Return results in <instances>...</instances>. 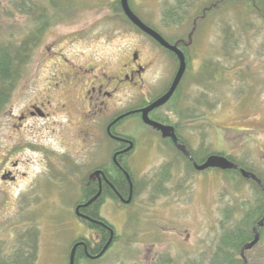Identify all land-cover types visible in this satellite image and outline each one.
Segmentation results:
<instances>
[{"label":"rangeland","instance_id":"obj_1","mask_svg":"<svg viewBox=\"0 0 264 264\" xmlns=\"http://www.w3.org/2000/svg\"><path fill=\"white\" fill-rule=\"evenodd\" d=\"M27 1L53 15L32 42L0 111V257H9L25 240L35 238V264H67L72 242L79 236L93 239L96 233L74 209L84 183L78 181L87 166L61 165L72 166L75 154L84 152L77 137L78 110L87 106L76 102V95L67 101L63 85L56 90L59 69L71 70L70 64L74 70L76 65L92 68L81 78L88 84L100 67L107 64L104 71L110 72L132 50L151 60L152 45L146 33L114 11L111 6L117 0ZM239 1L128 0L133 12L164 36L187 35L188 70L175 102L177 112L167 119L177 123L197 160L204 152L222 151L264 179V19ZM17 6V0H0V42L13 46L36 28ZM152 60L147 78L154 89L166 81L176 62L169 56ZM139 100L136 91L118 90L108 100L109 110L122 111ZM66 101L68 111L61 107ZM40 103L46 116L18 119L29 104ZM118 129L136 136L129 158L137 181L135 197L127 205L100 201V214L113 224L118 239L99 259L82 258L77 264H193L197 259L220 264L213 262L220 259V234L261 197L253 181L243 180L231 171L235 168H190L170 146H150L147 129L135 118ZM94 130H101L100 123ZM94 142L90 164L102 150L100 142ZM16 160L14 167L11 162ZM9 168L14 183L1 178L9 175L3 171ZM162 170L166 178H161ZM246 255L251 264H264V241L257 240ZM237 256L233 253L234 264Z\"/></svg>","mask_w":264,"mask_h":264},{"label":"flooded vegetation","instance_id":"obj_2","mask_svg":"<svg viewBox=\"0 0 264 264\" xmlns=\"http://www.w3.org/2000/svg\"><path fill=\"white\" fill-rule=\"evenodd\" d=\"M168 43L171 45H175L184 55L185 58V70L184 73L169 97V99L160 106H157L148 112V116L150 119L154 121H158L163 125L169 124L173 126V132L176 136V142L186 147V149L190 153V157L186 156L182 150H180L176 144L174 143L171 137H163L161 135V131L157 128L152 127L149 124L143 123L141 120V109L149 105L152 101L156 98L164 94L170 87L171 82L174 78L178 67V57L177 55L161 45L158 41H156L153 37L145 34L146 38L149 40L148 42L152 45L151 46V54L152 58L142 57L138 50H132L128 52L127 56L123 58L116 67L110 72H105L104 69H107V64L100 67L99 75H94V79L87 84L86 82L81 81L82 77L86 78V73H89L92 68L87 69L83 65H76L74 70L70 65H67L68 68L71 70H66L65 67L63 69H59V75L57 76V81L54 82V86L61 88L63 85L66 94V100L71 102L72 96L76 95V102L83 101L86 103L84 110H78L79 114V128H78V135L79 142L82 144V148L84 149L83 153L76 155V159L72 161V166H69L66 163H61V165L65 168L75 169L77 166H87L85 168V176L79 180L78 182H84L80 185V197L74 203V209L76 206L80 205L79 212L83 215L92 219L91 215L94 210L99 207V202L112 200L116 198L119 203L122 205L129 204L133 198L135 197V184L137 182L136 179L131 174V167L129 164V158L131 156L132 150L136 147V136L126 131L119 130V126L129 118H135L139 121L144 128L147 129L146 132L149 134V139L151 140L150 146L158 145L159 142H162L168 146H170L171 151L174 152V155L182 161V163L187 164L190 168L197 170L194 166V163L199 165L202 164L208 156L210 155H223L228 160L237 163L235 160L230 158L227 154L222 153V151H212V152H204L201 156L200 160H196L195 157L197 154L193 153L190 148L189 144L182 138L180 133L177 130V123L169 121L167 119L168 115L171 114L175 116L174 113L177 112V107L175 106L176 103L179 102L181 97L180 93V86L182 80L188 70L189 64V53L186 51V46H188L187 40L185 39L186 36H182V38H169L164 36V34L154 28ZM157 56H169L175 60V69L173 67L172 71L170 72L166 81L161 84H157V87L154 89L149 86L148 84V75H150L149 71L153 63V58ZM66 67V68H67ZM83 73V74H82ZM81 76V77H80ZM151 83V81H150ZM53 86V87H54ZM126 88L131 89L133 92L136 91V94L139 96L140 100L136 102V104L128 106L125 110H118L117 112L112 111L110 112V105L109 99L114 95L115 92L118 90H124ZM62 89V88H61ZM100 97V100L97 99ZM92 99H96L97 102H92ZM178 100V102H176ZM67 101L65 104H62V109L68 111L67 109ZM176 102V103H175ZM48 114V111L44 110L43 104H29V107L25 110V112H21L17 117L18 119H23L24 117H28V115H37L39 117H44ZM165 114V115H164ZM122 116V117H120ZM178 116V115H177ZM120 117V118H118ZM166 117V118H165ZM179 117V116H178ZM118 118V119H117ZM180 119V117H179ZM183 119V117H181ZM100 123V131L94 130V125ZM154 135V137H152ZM94 140H98L100 142V146L102 148L101 152L96 155V162L90 164L89 159L91 158L92 154L90 153L89 149L92 147L91 144L95 143ZM130 144L132 147L130 149H126ZM152 148V147H151ZM196 155V156H195ZM227 155V156H226ZM174 156V157H175ZM198 161V162H197ZM12 166L17 167L18 161L11 162ZM239 165V164H238ZM243 169L244 166L239 165ZM214 171L218 168L216 167H207L202 170H198L199 172L208 170ZM233 169V168H232ZM238 173L242 176L241 172L238 169ZM249 171V169H245ZM6 173H9L6 179H2L4 181H11L10 183H14L15 176L13 175L12 171L9 169L3 170ZM221 172V169L218 170ZM164 175L161 178H166L165 172L162 170ZM252 172V171H250ZM254 173V172H252ZM255 174V173H254ZM262 182V178L255 174ZM243 177V176H242ZM245 178V177H244ZM245 179L251 180L256 182L254 179L246 177ZM131 182V185H130ZM99 191L98 197L95 199L96 202H91L88 205H83L89 198H91L96 192ZM88 192L87 195L85 193ZM84 194V195H83ZM82 195L84 197H82ZM130 196V200L128 203H124L123 201L126 200ZM82 197V198H81ZM96 203V205H95ZM102 204V203H101ZM100 204V206H101ZM76 215V214H75ZM79 219H85L83 217H79ZM87 220V219H86ZM89 220V219H88ZM93 221V219H92ZM95 221V220H94ZM111 231L113 229H105L103 235L96 233L93 239H89L88 244H86L85 240L82 238L83 236H79L78 240L75 242L83 241L82 244H79L77 247H81L83 253L88 255L90 251L97 250L98 252L101 250L105 242L109 239ZM106 236V237H105ZM115 232H112V238L110 244L106 251H108L115 243ZM87 238V237H86ZM103 241V243H101ZM74 242V243H75ZM73 243V244H74ZM248 249H244L242 256L241 251L238 253V258L241 261V264H251L248 256L246 255V251ZM105 251V252H106ZM104 252V253H105ZM104 253L102 255H104ZM237 258V262H238ZM235 261H233L234 263ZM210 263V262H209ZM208 263V264H209ZM163 264L165 262L163 261ZM186 264V263H185ZM189 264V263H188ZM193 264H203L202 261L199 259L196 260Z\"/></svg>","mask_w":264,"mask_h":264},{"label":"trees","instance_id":"obj_3","mask_svg":"<svg viewBox=\"0 0 264 264\" xmlns=\"http://www.w3.org/2000/svg\"><path fill=\"white\" fill-rule=\"evenodd\" d=\"M17 1L19 2V7L17 6L18 7L17 9H19L21 13H27L28 15H30V22L34 24L36 28L35 29L33 28V31L31 32L32 36H30V38L28 36L24 37L21 40L20 45L18 46H13L12 43L9 42L6 43L0 42V111L3 105L7 102L9 98V93L10 91H12V87L14 86V83L17 81V79L20 76L21 66L26 62V57H28V53H29L28 50L31 49L32 42L33 44H35L37 42V37H39V35H41V32L45 31L47 27L51 24V20H52L51 16L53 15V13L49 15L48 10H44V9L38 10L35 5H29L27 0H17ZM239 2H242L243 4L248 6L250 10H253L254 12L258 13V15L262 17V19H264V0H241ZM111 7L115 9V10L113 9L114 11L120 12L122 16H124V19L130 22L128 18L124 15L119 0H117L115 3H112ZM209 10L210 9L208 8L207 11ZM166 15L171 16L169 11L167 12ZM135 28L137 27L135 26ZM195 159L197 160V157H195ZM231 171L241 176L238 173V171L236 170H231ZM242 179L247 180L244 177H242ZM247 181H251V180H247ZM252 183L258 189L261 197L254 199V202L252 203L253 206L251 208L249 207L248 209H246L244 216L241 219L236 220L233 226L230 227V229H224L222 231V233L219 236V250L221 251L220 259L219 260L213 259V262L219 261L220 264H234L235 262L233 263V261L235 258L233 257V253L238 254L239 251H241L242 246L253 239L254 233L252 226H254L262 218H263V224L261 226H257V231L259 233L258 242L264 241V193H263V189L260 187V185L257 184V182H252ZM262 184L264 186L263 178H262ZM87 194L88 192L85 193V195ZM83 195L82 197H84ZM114 200L117 199L114 198ZM94 202H96V200ZM91 216L93 221L92 219L86 220V218L81 219L80 221L83 222L88 228L94 230V232L96 233L98 232V234L103 235L105 229H113L114 227L113 224L110 223L102 214H100V207H97ZM82 238L85 240L86 244H88L89 239L84 236ZM78 239L79 238H77L76 240ZM117 239L118 237L116 234L114 241H116ZM74 242L75 241H73L72 244L70 245L69 252L67 253L68 254L67 264H68L70 249ZM101 243H103V241ZM97 253H98V249L90 251V254H97ZM243 254L245 253L243 252ZM100 257H98L97 259H99ZM82 258L94 259L86 256L83 253L81 247H77L75 251L74 264H77L78 261ZM36 259H37V241L35 240V238H32L31 240L27 239L25 240V242L21 243L19 245V248L15 249L9 257L6 256L0 257V264H35ZM209 264H212V262ZM236 264H241L239 258Z\"/></svg>","mask_w":264,"mask_h":264},{"label":"water","instance_id":"obj_4","mask_svg":"<svg viewBox=\"0 0 264 264\" xmlns=\"http://www.w3.org/2000/svg\"><path fill=\"white\" fill-rule=\"evenodd\" d=\"M119 3H120L121 9H122L124 15L129 19V21L132 24H134L137 28H139L144 33H146V34L150 35L151 37H153L156 41H158L161 45H163L167 49L173 51L178 57V60H179L178 67H177L176 73L174 75V78H173V80L171 82V85H170L169 89L164 94H162L161 96L156 98L154 101H152L149 105H147L146 107L141 109V120L144 123L149 124L152 127L159 129L161 131V135L163 137H168V136L171 137L173 139L174 143L176 144V146L180 150H182L186 156L191 158L190 153L186 149V147L181 145V144H178L176 142V136H175L174 132L172 131L173 130L172 127L163 125V124H161L159 122H156V121L150 119L149 116H148V112L150 110H152L153 108H155L157 106H160L163 103H165L169 99V97L171 96V94L173 93L175 88L177 87V85H178V83H179V81H180V79H181V77H182V75L184 73V70H185V65L186 64H185L184 55L175 45H171L170 43H168L156 30H154L149 25L144 23L133 12V10L131 9V7L129 5L128 0H119ZM120 117H122V116H120ZM120 117H118V118H120ZM131 147H132V144H130L126 149H130ZM194 166L198 170L199 169H204L206 167H220L222 169H225V168L238 169V170H240V172H241L243 177H245V178L249 177L251 179H254L255 181H257V183L260 186H262V188L264 190V187H263V184H262L261 180L254 173H252L250 171H247L245 169H242L237 163H234V162L228 160L224 156L210 155V156L207 157V159L202 164L197 165V164L194 163ZM7 177H8V174H7V176L6 175L1 176L2 179H5ZM130 185H131V182H130ZM98 195H99V191L96 192L91 198H89L83 205L90 204L91 202H93L98 197ZM129 200H130V196L126 200H124L123 202L124 203H128ZM79 208H80V205L76 206V209H75L76 215L79 216V217H83V218L91 220L89 217H87V216L83 215L82 213H80L79 210H78ZM262 224H263V218L260 219L253 226L254 237H253V239L251 241L245 243L242 246V248H241L242 256H244L243 255V250L244 249H248L249 247H251L253 244H255L257 242L258 236H259V233L257 231V226H261ZM112 232L113 231H111L109 239L105 242V244L103 245L101 250L97 254L88 255L89 258H98L106 251V249L108 248V246L110 244L111 238H112ZM82 243H83V241H78V242H75L72 245V247L70 249V253H69L68 264H74L76 248H77V246L79 244H82Z\"/></svg>","mask_w":264,"mask_h":264}]
</instances>
